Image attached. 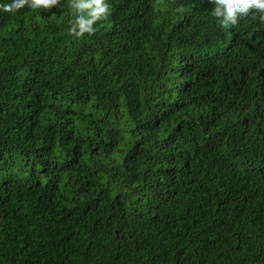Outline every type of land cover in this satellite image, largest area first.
Segmentation results:
<instances>
[{"label":"trees","instance_id":"obj_1","mask_svg":"<svg viewBox=\"0 0 264 264\" xmlns=\"http://www.w3.org/2000/svg\"><path fill=\"white\" fill-rule=\"evenodd\" d=\"M109 2L0 7V264H264V12Z\"/></svg>","mask_w":264,"mask_h":264},{"label":"clouds","instance_id":"obj_2","mask_svg":"<svg viewBox=\"0 0 264 264\" xmlns=\"http://www.w3.org/2000/svg\"><path fill=\"white\" fill-rule=\"evenodd\" d=\"M28 4L31 8H50L60 4V0H10L0 4L5 11L14 12ZM73 15L69 20L68 31L76 36L96 31V21L110 14L111 4L109 0H70ZM264 12V0H215L212 14L222 24H236L238 20L247 15L252 9ZM182 12V6L177 7ZM264 18V17H262Z\"/></svg>","mask_w":264,"mask_h":264}]
</instances>
